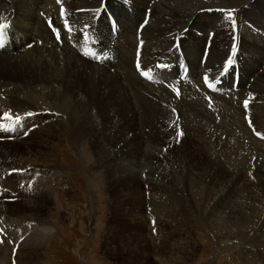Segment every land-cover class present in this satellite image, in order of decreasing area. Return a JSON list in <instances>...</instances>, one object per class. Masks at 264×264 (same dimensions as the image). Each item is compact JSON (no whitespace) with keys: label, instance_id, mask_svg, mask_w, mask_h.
<instances>
[{"label":"bare ground","instance_id":"bare-ground-1","mask_svg":"<svg viewBox=\"0 0 264 264\" xmlns=\"http://www.w3.org/2000/svg\"><path fill=\"white\" fill-rule=\"evenodd\" d=\"M41 1L51 2L48 0H0V24L7 23L9 25L7 32L11 38V47L0 52V99H5L8 104L15 103L14 99L23 94L34 101L47 100L48 95L57 100L60 99L61 101H49V103L59 105L63 110L62 112H55L58 114L54 113L52 118L58 117L57 120L61 122L57 124L61 128L60 131L66 132V135L69 133L70 140L77 146L90 145L92 138L98 139L102 132L107 134L106 132L110 131L112 135L110 133L108 136L120 137V142L124 143L123 147L118 146L119 142H117L114 146L110 144L113 152H109V154L104 152L107 156L101 152L94 151V153L98 157L99 164H101L105 162V159L111 160L112 154H117L121 150L123 156L116 159V165L124 167V171L128 172V175H133L132 182L135 181L136 194H141L142 198H144L143 188L151 195L152 191L157 192L159 180L156 181L158 178L153 177L152 168L144 165L143 162L140 163V158L149 159V156L154 155L158 148L169 149L171 144L187 138L193 146L190 157L178 156L174 151L170 155L172 163L169 166L174 168L177 163H183V158L188 163L185 167H183L184 164L181 167L177 165L176 169L181 172L178 180L182 184L180 183L179 187L184 184V188H182L186 190L185 193L190 197L195 210L201 212L205 207H210L214 211V216L217 215L220 218L218 220L231 230H242L245 225L264 216V144L251 134L254 128L256 132L264 134V69L261 74L258 71L252 72L258 57L261 56L260 58L264 59V23L260 21L261 18L264 19V0H243L241 4L238 3L232 7L235 8L232 9V17L219 15L215 12L217 9L230 7L216 5L211 0H158L157 2L151 0L154 1L151 21H148L142 30L145 48L142 46L141 63L143 65H140L139 68L141 70L134 66L136 61H133L134 56L133 58L130 56L129 48L131 45L133 46L134 55L136 43L133 36L136 30L134 28L142 21L147 1L150 0H127L132 4L133 15H130L131 12L128 14V10H126L128 8L120 0H67L74 4L71 6L73 9H77L76 11L79 12L82 10L84 13H77L78 19L71 18L68 20L67 17L60 16V21H58L53 7L44 8ZM102 7L103 10H108L114 16L122 38H119L117 42H111V49L115 53L116 62L99 65L86 56L83 46L87 47V42L93 39L96 42L88 47L92 49L97 45H102L105 49L107 48L106 43L112 41L109 38L110 33L107 32L106 21H103L104 15L99 18L100 25L96 21ZM41 9L42 13L46 12V16L43 14L36 15ZM210 9L212 11L207 12ZM257 12L258 15L256 16ZM115 16L118 17V21ZM232 18L235 19V26L232 24ZM47 21L53 23L56 28L58 26L61 28L62 34L59 36L61 42L57 39V33L46 27V25L48 26ZM65 23L69 24L67 32L64 30L66 29ZM87 24L89 25L85 27L86 29L79 32V29ZM248 25L255 29L253 31H258L262 35L254 34L255 32L253 33ZM194 30L201 33L206 30L204 40L203 37L194 34ZM238 30L240 32L239 40H237ZM250 31L252 33L248 36L246 33H250ZM73 33L74 35L78 33L80 39L77 40ZM207 34L212 35L208 45L206 44L209 38H207ZM85 35L89 37L87 42L84 39ZM22 40L25 43L34 41L33 48L24 49L23 44H21ZM38 40H41V45L37 43ZM236 42H239V54L237 53L236 58H238L239 69H241L240 82L245 76L248 77L249 73L251 74L250 77L253 78L248 85L249 87L240 89L243 90L242 93L237 94L242 99L248 96L249 101H252L249 104V111L248 109V112L244 111L241 98L235 101L229 93L223 95L224 98L215 95L214 107L209 108L206 106V102L201 100V96L194 89V85L181 82L180 78L183 75L178 73L175 66L174 51L177 50L178 53L179 49L182 50L191 71V67H193V71L197 69L195 66L196 55H204L205 68L210 71L208 75L214 76L215 74L217 76L223 72L229 56L233 53L234 45L237 46ZM124 44L125 47H123ZM20 45H22L21 48ZM61 45L64 48L58 47ZM121 46L123 48L117 51L116 48H121ZM12 51L17 52L16 55H9V52ZM78 56H81V59ZM96 60L100 61L101 59ZM162 62L169 65L171 70L173 69L171 71L172 77L178 78V81L169 85L172 90L165 85H155L156 79L161 80V78L156 71H148L157 68L156 66ZM232 68L234 66L229 69L225 77L222 76L227 87L232 85ZM137 70L141 76L135 73ZM156 70L160 71L158 68ZM142 72L149 73L151 79L143 75ZM162 73V76H168V73ZM198 79V76L193 77V83L197 86L200 85ZM183 86L185 89L181 90L180 88ZM222 88L226 87L222 86ZM244 92L245 96L242 97ZM95 95L99 114L108 119L112 118V114V119L116 121V123L113 120L109 122L108 125H110L107 128L105 125L102 128L100 125H96L100 122L96 124L94 122L99 119L90 113L94 105L90 109L89 102ZM100 99L101 102H99ZM77 115L81 116L78 126H76V122L79 120ZM246 115H248L249 123H251L249 127H246L248 120L245 122L243 119ZM63 120L67 121L63 122ZM251 126L254 128L250 130ZM180 131L182 135H178L181 133ZM19 143H3L5 145L2 146L17 148ZM144 146H149V149L142 150ZM50 148L52 147L50 146ZM6 151L7 149L0 150L4 154L3 156L12 159L13 157ZM138 155L140 158L136 157ZM36 164H27L26 167L32 169L37 167ZM158 167L157 171L161 172L162 164H159ZM186 167L187 172L184 173L183 170ZM140 169L141 171L148 169L147 175L149 177L146 186H143L138 180L139 177L136 179L134 175L135 171L141 173ZM169 172L174 174L175 171L172 169ZM125 175L127 174L125 173ZM174 177L176 179L178 176ZM38 181L32 184L33 195L37 192L40 183ZM6 182L15 185L13 181ZM176 182L178 184L177 180ZM176 182L174 180L172 183ZM258 183L259 185H257ZM167 187L172 188L169 185ZM175 194L177 193L175 192ZM42 197H46V195ZM180 201L177 197L174 203L181 205L182 201L181 203ZM170 204L172 203L170 202ZM183 206L185 205L183 204ZM43 215L41 212L31 210L30 217L24 226H14L22 232L20 235L19 231L15 229L10 231L7 229L10 221H3L5 226L1 224L4 217L0 214V224L3 230H7L6 233L11 238L8 240L13 241V246L16 245L18 248L16 251L25 249L26 251L30 250L31 253L46 248L51 232L42 228V224L45 222ZM259 231H262V228ZM190 237L183 238L174 247L183 253L185 252L186 256L188 255L185 258L193 260L191 256L195 258L194 249L197 250V245H190L193 241ZM8 240L6 244H8ZM6 244L3 245V251L8 252L10 249V252L13 247L8 248L10 246L7 247ZM246 245L250 246L248 249L264 247V234L255 237L252 242L250 241ZM229 256L232 262L225 261L229 264L246 262L244 253L241 251L236 254L231 253ZM2 257L0 264H4ZM18 257L20 258V255Z\"/></svg>","mask_w":264,"mask_h":264},{"label":"rangeland","instance_id":"rangeland-1","mask_svg":"<svg viewBox=\"0 0 264 264\" xmlns=\"http://www.w3.org/2000/svg\"><path fill=\"white\" fill-rule=\"evenodd\" d=\"M48 1L51 2L41 1V4H44V8L49 6L53 7L56 17H58V21H60V16L63 18L67 17L66 19L70 20L71 18L78 19V16L76 17V15H78L77 13H84L82 10L79 12L76 11L77 9H73L71 6L74 4L67 0H64V2H62V0ZM120 1L124 3L127 0ZM154 1L157 2L158 0ZM154 1H147L143 16L144 20L142 19L146 24L148 21H151L152 7L154 6L152 4ZM211 2L216 5L229 6L230 8H220L215 10L217 13L223 12L221 15H228L229 11L233 12L235 9L232 7L238 5V3L241 4L243 0H211ZM102 10L103 7L99 15H97L98 19H96V21L99 22L100 16L104 15L103 21H106L107 26L108 20L107 17H105L106 9H104L103 12ZM210 11H212V9L207 12ZM40 12H42V9L39 10L38 13L36 12V15ZM65 12L68 13L66 14ZM127 12L128 14L131 12L130 15H133L132 7L129 8ZM257 15L258 12L256 16ZM115 17L118 21V17ZM260 21L264 23V19L261 18ZM140 23L134 28V30L136 29L133 35L136 41V43L134 42V55V48L132 45L130 46L131 48H129V54L132 58L134 56V62L136 60V62L138 61L137 64L143 65L141 63V54H143L142 50L145 47L142 40L143 27L140 26ZM100 24L101 23L99 22L98 25ZM88 25L89 24L84 27L82 26L79 29V32L86 29L85 27ZM91 26H93L92 23ZM117 28L119 30L118 26ZM117 28H114L115 31L118 32V34H121L119 32L120 30L118 31ZM239 29L241 31V26ZM249 29L253 33L255 32L254 34H258V36L262 35V33H259L258 31H253L255 29L252 28V26H249ZM205 31H202L201 33L194 30L193 32L199 37H203L202 39L204 40ZM251 31L246 34L248 36L251 35ZM74 36H76L77 40L80 39L78 38L80 37L78 33ZM209 36H211L212 39V35L207 34V37ZM21 44H23V46H28L29 43H25V41L22 40ZM21 46L22 45L19 47L21 48ZM58 47L64 48L63 45ZM123 47H125V44ZM123 47L121 46V48L116 49L118 51V49H122ZM32 48L33 46L30 49ZM200 49L201 47L199 50ZM171 50H174V48H171ZM174 52L175 57L180 55L181 64V59L184 57L182 50L179 49L178 53H176L177 50ZM16 53L17 52L12 51L9 52V55L14 56ZM238 54L236 56H238ZM114 57L115 53L111 60L104 64H112L114 63L111 62L113 60L116 62V57ZM260 57L261 56L258 57L257 63L254 64L252 69V72L258 71L259 74H261L264 69V66L261 67V64L264 65V59ZM201 58L202 54L201 56L196 55L195 66H197L198 70L196 69L195 71H193V67H191V71L185 57L183 58V67L186 72L189 74H193L194 72L193 75H197L200 82L201 77H204L205 74L208 75L210 72L205 68V63L201 64ZM82 60L86 61L83 58ZM178 60L179 58L177 61ZM235 66H238L237 61ZM168 67L170 66L168 65ZM163 70L166 69L163 68ZM171 71L166 73H171ZM221 73L217 74V76H215V74L214 76H210L209 74V76L212 80H215L214 78L217 77L223 80L226 75L222 77L223 75H221ZM250 75L251 74L249 73L248 77L245 76L243 81L240 82V89L250 85V81L253 80ZM43 89L46 90V88ZM202 90L207 92L206 87H202ZM46 98L47 100L44 99V102L42 100L34 101L32 98L23 94L21 97L15 98V103L13 104L6 103V100L3 98L0 99V118L4 117L5 113H8L13 119H15L16 116H19L21 120L20 125L16 127L15 131H0V150L7 149L6 152L13 157L12 159L10 157L6 158V156H3L4 154L0 152V156H3L0 157V214L4 217V219L1 220V224L4 225L3 221H10L7 229L9 231L11 229L19 231L14 226H24L26 220L30 217V211L35 210L38 213L41 212L45 215H43V221L45 220V222H43L42 228L51 232L50 239L47 243L48 245H46L44 250H39L38 252L33 251L30 253V250L26 251L23 249L19 250V253V251H16L18 249L16 245L13 246V241L8 240L10 237L6 233L7 230H3V227L0 224V233L3 232V234L0 235V240H2V242H0V258L3 255L2 258H4V264H229L232 262L229 255H231V253L236 254L239 251L244 253V259L246 261L242 264H264V247H255L253 250L252 248L248 249L250 246L248 247L246 245L250 241L252 242V239L255 237L264 234V216L245 225L242 230H231L230 228H227L222 221L218 220L220 218L217 217V215L214 216V211L213 209H210V207H205L206 210L204 209L201 212L195 210L194 205L192 206L190 197L185 193L186 190H183L184 184L179 187L181 182L178 179H180L179 173L181 172L179 169H176V166L180 165L178 167H181L182 164H184L183 167H185L188 163H186L183 158V163H177L174 168H172L169 166V164L172 163L170 155L175 151V154L178 156H184L185 158L190 157L193 149L191 147L193 146L187 138L180 139L175 144H171L169 149L158 148L159 150L157 149V154L155 153L154 155L149 156L150 160L148 158L144 159V157L140 158L139 155L136 156L137 158H140V163L143 162L144 165L152 168L154 174L153 177L155 176L154 178H158L156 181L159 180L157 183V192L152 191L151 195L145 188H143L144 198H142L140 196L141 194H136L134 187L135 181L132 182L133 175H128V172L124 171V167L116 165V159L123 156L121 150L118 151L117 154H112L113 156H111V160L105 159V162L101 164H99L98 157L94 153V151L101 152L103 155L107 156L105 153L109 154V152H113V148L110 144L114 146L119 142L118 146H124V143L120 142L121 138L108 136L111 133L110 131L106 132L107 134L102 132V134H99L98 139L92 138L93 140L90 141V145L83 144L82 146H77L70 140L69 133L66 135V132L62 133L60 131L61 128L57 126L60 122L57 120L58 117L55 115L56 117L52 118L55 112H62L63 110L59 105L49 103V101L61 100H57L50 95ZM95 98L96 95L91 102H89L90 109L91 106L94 105L90 110V113L93 116L96 115V119H99L94 123L96 124L97 122H100L101 124L97 123L96 125H100L101 128L103 125L107 128L110 125H108V123L112 122V120L116 123L115 119H112V114V118L110 117L111 119L99 114L100 112L97 108L98 102ZM244 100L249 104L252 103V101H249L248 96H246ZM99 102H101V99ZM206 106H208L207 103ZM212 107L214 106H211V108ZM247 109L249 111L248 107ZM29 113H31L30 116L28 115ZM64 115L66 114L64 113ZM80 117V115H77L79 120L76 122V126L79 125L78 122L81 120ZM243 119L245 122L248 120V122H246V127H249L250 121L248 117L244 116ZM66 121L67 120H63V122ZM9 123L10 122L7 120L0 119V124L7 126ZM251 128L253 129L254 127L251 126L250 130ZM257 133L258 132H256L255 128L253 129V132H251L257 140L264 144V138H262L264 137V134L259 133V135H257ZM186 140L187 142H185ZM9 142L21 143L17 145V148L7 145L4 147L2 146L5 145L3 143ZM50 146L52 148H50ZM148 147L149 146H144L142 150L147 149ZM108 158L110 159V157ZM33 163H37V167L32 169L31 167H26L27 164ZM159 164H162V173L157 171ZM153 168H156V171ZM172 169L175 171L174 174L169 172ZM147 170L148 169H144L142 172L140 169L141 173L139 171H135L136 173H134L136 179L139 177L138 180L143 186H146L145 184L149 177L147 175ZM183 171L184 173L187 172V167ZM125 173L130 177L125 175ZM169 174L170 176H167ZM174 176L178 177L175 179ZM153 177L151 176V179ZM174 180L175 182L177 180L178 184L177 182L173 184L172 182ZM6 181H13L15 185L7 184ZM35 181L40 182L37 187V192L39 191L40 193L38 192L39 195H37V192L36 194L34 193L36 196L33 198L34 195L31 189H33L32 184ZM164 184L167 186L169 185L172 188L167 187ZM29 185H31L30 188ZM257 185H259V183ZM43 195H46V197H42ZM177 197L182 201L181 205H176V203H174V200H177ZM170 202L172 204H170ZM183 204L185 206H183ZM188 204L189 206H187ZM261 228L262 231H259ZM18 233L21 235L22 232L19 231ZM185 235L187 237H192L193 241L190 244L191 246L197 245V250L194 249L196 252L195 258L190 254L191 259L193 260L185 258L188 257V255L186 256L185 252L183 253V251L174 247L177 246L183 238H187ZM6 239L8 240V244H6ZM4 244H6L7 247L10 246L8 248L13 247L12 250L10 252V249L8 252L3 251ZM171 244H174L173 247ZM18 255H20V258ZM226 260L227 262L229 261V263L225 262Z\"/></svg>","mask_w":264,"mask_h":264},{"label":"snow or ice","instance_id":"snow-or-ice-1","mask_svg":"<svg viewBox=\"0 0 264 264\" xmlns=\"http://www.w3.org/2000/svg\"><path fill=\"white\" fill-rule=\"evenodd\" d=\"M228 16L232 17V12L231 11L228 12ZM232 24H233V26H235V19L234 18H232ZM7 27L8 26L5 25V24H0V47H3V36L5 34V31H6ZM57 39H59V34L58 33H57ZM84 39H85V42H87L89 40L88 35H85ZM95 42L96 41H93V43H95ZM234 53H235V46L233 48V54ZM90 55L92 56V58L98 59V60L107 58L106 54L102 57V56L98 55L95 52L91 53ZM233 63H234V61L230 58L226 62L225 66H224V70L221 73V75H226L228 73L229 69L232 67ZM158 67H166V65H158ZM139 68H140V65L138 64V69ZM142 74L145 75L146 77H148L149 79H151V76L149 75V73L142 72ZM204 81H205L206 86L210 90H213V91L216 90V85L222 83V80L219 77H217L215 79L214 83L210 82L209 81V76L207 74H205V76H204ZM178 94H179V92L177 90V95ZM245 107H247V102H245ZM28 115L30 116L31 113H29ZM0 119L7 120V121L10 122L7 126H5L4 124H0V131H5V132H13V131H15L16 127L19 126L20 123H21V120H20L19 116H16L15 119H13V117L10 114H8V113H5L4 117H2ZM25 134H27V133H25ZM178 135H182V132L178 133ZM257 135H259V133H257ZM262 138H264V137H262ZM30 187H31V185H29V188ZM0 235H2V233H0ZM0 242H2V240H0Z\"/></svg>","mask_w":264,"mask_h":264}]
</instances>
